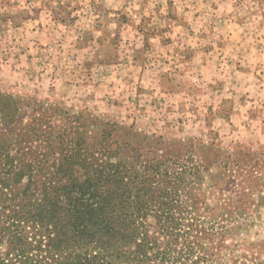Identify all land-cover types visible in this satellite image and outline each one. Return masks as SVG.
<instances>
[{
	"label": "trees",
	"instance_id": "trees-1",
	"mask_svg": "<svg viewBox=\"0 0 264 264\" xmlns=\"http://www.w3.org/2000/svg\"><path fill=\"white\" fill-rule=\"evenodd\" d=\"M0 117L10 136L0 139V264H215L211 229L194 219L193 158L146 151L150 142L121 136L133 126L31 96L0 92Z\"/></svg>",
	"mask_w": 264,
	"mask_h": 264
},
{
	"label": "crops",
	"instance_id": "crops-1",
	"mask_svg": "<svg viewBox=\"0 0 264 264\" xmlns=\"http://www.w3.org/2000/svg\"><path fill=\"white\" fill-rule=\"evenodd\" d=\"M123 1L118 7L113 3L120 0H0L1 93L44 96L133 126L135 106L145 112L165 95L171 100L166 110L194 111L191 92L200 73L213 72L209 63L237 51L222 62L227 74L224 67L218 72L232 80V92L230 86L219 91L228 95L225 103L239 114L241 127L253 132L259 126L255 134H264V22L258 11L252 22L244 7L228 0H164L156 12ZM223 21L227 28L219 25Z\"/></svg>",
	"mask_w": 264,
	"mask_h": 264
},
{
	"label": "rangeland",
	"instance_id": "rangeland-1",
	"mask_svg": "<svg viewBox=\"0 0 264 264\" xmlns=\"http://www.w3.org/2000/svg\"><path fill=\"white\" fill-rule=\"evenodd\" d=\"M136 1L138 5L149 7L151 12L158 11L165 3L164 0H127V3ZM123 2L120 0L121 4H113L120 7ZM227 3L244 7L249 13L246 17L252 22L254 10L264 12V0H228ZM258 12L257 18L264 22V15ZM219 25L227 28L226 21ZM205 44L203 49L208 50V42ZM236 53L229 51L222 54L220 62L208 64L213 72L200 73L197 86L193 85L191 92L195 100L194 111L186 109L179 115L166 110L164 103L171 101L169 96L155 98L150 110L144 112L141 107L135 106L138 120L132 123L134 128L131 132L121 136L131 138L140 146L150 142L146 151L179 158L181 162L191 157L193 162L201 165V182L195 186L199 213L194 219L199 222L200 228L211 229L212 235L205 241V247L215 264H264V153L259 154L264 152V134H255L260 131L259 126L253 132L249 126L241 127L239 114L230 109L229 103H225L228 95L219 91L230 86L228 92H232V80L227 83L219 73L221 68L226 67L223 63H229L228 60ZM224 70L225 76L229 70ZM37 98L46 100L44 96ZM104 118L121 123L113 115ZM7 122L9 120L0 121L2 140L10 138L4 133ZM250 125L255 123L250 122ZM160 139L162 144H156L155 141ZM44 152L46 150L41 148L37 150L39 154ZM126 155L130 157L131 152L126 151Z\"/></svg>",
	"mask_w": 264,
	"mask_h": 264
}]
</instances>
